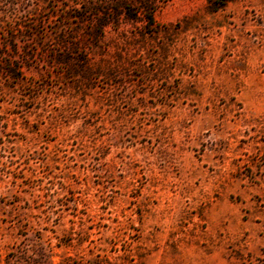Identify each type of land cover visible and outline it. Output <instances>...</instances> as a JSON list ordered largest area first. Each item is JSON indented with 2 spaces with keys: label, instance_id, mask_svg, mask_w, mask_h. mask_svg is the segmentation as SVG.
<instances>
[{
  "label": "rangeland",
  "instance_id": "obj_1",
  "mask_svg": "<svg viewBox=\"0 0 264 264\" xmlns=\"http://www.w3.org/2000/svg\"><path fill=\"white\" fill-rule=\"evenodd\" d=\"M221 3L0 0V264H264V0Z\"/></svg>",
  "mask_w": 264,
  "mask_h": 264
},
{
  "label": "trees",
  "instance_id": "obj_2",
  "mask_svg": "<svg viewBox=\"0 0 264 264\" xmlns=\"http://www.w3.org/2000/svg\"><path fill=\"white\" fill-rule=\"evenodd\" d=\"M225 3L228 1V0H223ZM225 3H221V5H224ZM140 11L144 14V16L147 18V21L150 25H154V18H153V10L150 11V9L148 8V6L146 4H141L140 6ZM3 22H0V26L3 27ZM17 29V32L20 33V35H22V37H25V38H28V40H33L34 38V30L32 27L30 26H26L24 24H20L18 26V28H15ZM29 30L28 34L26 32V30ZM15 34V33H14Z\"/></svg>",
  "mask_w": 264,
  "mask_h": 264
}]
</instances>
